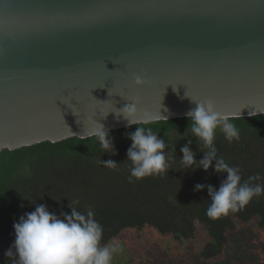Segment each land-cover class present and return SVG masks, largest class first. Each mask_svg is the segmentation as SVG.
<instances>
[{"label": "water", "instance_id": "95a60500", "mask_svg": "<svg viewBox=\"0 0 264 264\" xmlns=\"http://www.w3.org/2000/svg\"><path fill=\"white\" fill-rule=\"evenodd\" d=\"M186 92L264 112V0H0V152L127 127L133 97L186 117Z\"/></svg>", "mask_w": 264, "mask_h": 264}, {"label": "trees", "instance_id": "16d2710c", "mask_svg": "<svg viewBox=\"0 0 264 264\" xmlns=\"http://www.w3.org/2000/svg\"><path fill=\"white\" fill-rule=\"evenodd\" d=\"M240 132L239 141L229 143L217 129V155L240 169L242 182L259 174L253 183L264 185V113L239 117L232 121ZM151 128L165 140V151L175 145L176 154L168 172L129 182L130 162L127 149L131 145L128 133L136 126L110 130L116 154L103 153L95 137H72L59 142L45 141L23 148L0 152V264H11L4 253L14 242V222L37 204H46L50 212L60 216L70 214L69 201L78 211L91 210L102 225V244L119 238L123 230L141 231L146 227L176 242L196 239L202 231L206 241L199 255L204 260L219 257L230 243L229 233H236L238 225L264 230V195L237 213L219 219L206 215L211 203L207 188L194 190L197 183L218 188L226 173L197 169H180V148L192 139L196 159L203 157L202 142L191 136V122L187 117L140 123ZM198 145V146H197ZM197 147L198 150L197 151ZM117 162L115 169L105 167L101 160ZM215 161H213V165ZM180 169V170H179ZM254 233L255 230L248 228ZM237 242V241H236ZM236 244V243H235ZM233 247V245H232Z\"/></svg>", "mask_w": 264, "mask_h": 264}, {"label": "clouds", "instance_id": "9594fccd", "mask_svg": "<svg viewBox=\"0 0 264 264\" xmlns=\"http://www.w3.org/2000/svg\"><path fill=\"white\" fill-rule=\"evenodd\" d=\"M134 80L137 85L147 83L139 75H135ZM185 95L196 105L185 114L191 122V136L202 142L205 150L200 151L203 157L197 160L196 151L191 147L193 141L188 139L180 148V169L194 172L197 169L208 171L212 167L215 173H226V178L218 188L211 184L195 185L196 191L207 188L211 200L206 212L209 218L219 219L229 213L242 211L254 197L264 195V185L253 183L261 177L256 174L242 182L240 169L230 166L222 156H218L215 145L217 129L229 143L239 141V129L232 121L238 119L241 113L218 111L212 99L195 100L187 92ZM136 103L133 97L125 107L118 110V114L123 113L128 120L127 127L136 126L134 132L128 133V139L132 142L126 153V161L130 162L129 182L133 178L140 180L168 172L176 154L175 145H171L173 155H169L165 151L169 145L158 137V133H154L151 128L138 126L141 121H154L156 116L147 111L139 116L138 108L133 106ZM261 113L264 112L253 111L248 115L255 117ZM81 136L95 137L103 153L116 154L110 131L102 123L91 118L87 130ZM101 163L112 169L118 164L112 159H102ZM78 203L69 201L70 214L62 212L60 216L50 212L46 204H37L34 211L25 213L18 222H14L15 239L4 253L11 264H112L114 255L124 250L123 245L115 239L102 244V225L94 218L93 211L89 210L86 214L78 211L74 206Z\"/></svg>", "mask_w": 264, "mask_h": 264}, {"label": "rangeland", "instance_id": "374dc122", "mask_svg": "<svg viewBox=\"0 0 264 264\" xmlns=\"http://www.w3.org/2000/svg\"><path fill=\"white\" fill-rule=\"evenodd\" d=\"M240 226L238 238L236 233H229L226 249L210 260L199 255L206 241L202 231L196 239L176 242L150 227L141 231L126 229L119 238H114L124 250L114 255L112 264H264V230L253 228L252 224Z\"/></svg>", "mask_w": 264, "mask_h": 264}]
</instances>
